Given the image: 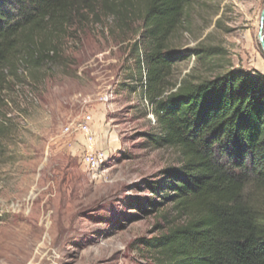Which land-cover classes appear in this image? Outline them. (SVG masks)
I'll use <instances>...</instances> for the list:
<instances>
[{
    "label": "rangeland",
    "instance_id": "obj_1",
    "mask_svg": "<svg viewBox=\"0 0 264 264\" xmlns=\"http://www.w3.org/2000/svg\"><path fill=\"white\" fill-rule=\"evenodd\" d=\"M263 11L264 0H195L172 41L184 54L176 78L229 69L264 76ZM68 32L63 57L24 67L0 106V264H154L139 241L159 236L171 205L135 208L160 202L149 185L163 184L159 173L179 158L143 137L155 119L128 57L138 23L123 33L101 17ZM208 48L218 51L211 71L192 53ZM87 115L96 148L108 154L97 174L81 162L85 137L63 133Z\"/></svg>",
    "mask_w": 264,
    "mask_h": 264
},
{
    "label": "trees",
    "instance_id": "obj_2",
    "mask_svg": "<svg viewBox=\"0 0 264 264\" xmlns=\"http://www.w3.org/2000/svg\"><path fill=\"white\" fill-rule=\"evenodd\" d=\"M194 1L0 0V106L25 68L63 57L68 31L101 17L123 33L138 23L128 57L155 119L143 137L179 158L159 173L163 184L149 185L160 202L135 208L171 205L159 215L167 227L139 243L154 264H264V76L229 69L176 78L184 54L172 41ZM192 53L206 70L218 55L215 48Z\"/></svg>",
    "mask_w": 264,
    "mask_h": 264
},
{
    "label": "built area",
    "instance_id": "obj_3",
    "mask_svg": "<svg viewBox=\"0 0 264 264\" xmlns=\"http://www.w3.org/2000/svg\"><path fill=\"white\" fill-rule=\"evenodd\" d=\"M100 101L107 103L108 96L101 97ZM92 123V117L87 115L82 122L65 127L63 133L64 135L78 133L85 137V145H83V149L80 152L81 162L90 173L97 174L108 160V154L106 151L96 148L95 137L91 132Z\"/></svg>",
    "mask_w": 264,
    "mask_h": 264
},
{
    "label": "water",
    "instance_id": "obj_4",
    "mask_svg": "<svg viewBox=\"0 0 264 264\" xmlns=\"http://www.w3.org/2000/svg\"><path fill=\"white\" fill-rule=\"evenodd\" d=\"M263 22H264V11L262 13L261 19H260V31H259V41L262 45L263 53H264V29H263Z\"/></svg>",
    "mask_w": 264,
    "mask_h": 264
}]
</instances>
